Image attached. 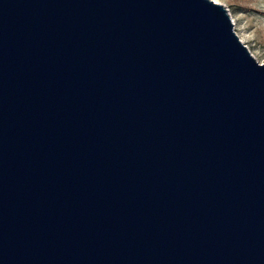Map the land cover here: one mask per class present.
I'll use <instances>...</instances> for the list:
<instances>
[{
  "label": "water",
  "instance_id": "95a60500",
  "mask_svg": "<svg viewBox=\"0 0 264 264\" xmlns=\"http://www.w3.org/2000/svg\"><path fill=\"white\" fill-rule=\"evenodd\" d=\"M0 264H264V63L212 0H0Z\"/></svg>",
  "mask_w": 264,
  "mask_h": 264
},
{
  "label": "rangeland",
  "instance_id": "374dc122",
  "mask_svg": "<svg viewBox=\"0 0 264 264\" xmlns=\"http://www.w3.org/2000/svg\"><path fill=\"white\" fill-rule=\"evenodd\" d=\"M223 5L233 30L252 57L264 63V0H212Z\"/></svg>",
  "mask_w": 264,
  "mask_h": 264
},
{
  "label": "bare ground",
  "instance_id": "6f19581e",
  "mask_svg": "<svg viewBox=\"0 0 264 264\" xmlns=\"http://www.w3.org/2000/svg\"><path fill=\"white\" fill-rule=\"evenodd\" d=\"M216 3V2H215ZM240 41H242L243 42V39H240Z\"/></svg>",
  "mask_w": 264,
  "mask_h": 264
}]
</instances>
